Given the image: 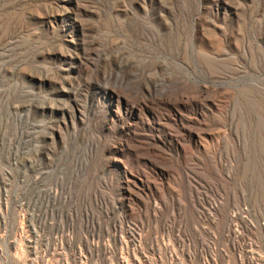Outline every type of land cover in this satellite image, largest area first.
<instances>
[{"label": "rangeland", "instance_id": "rangeland-1", "mask_svg": "<svg viewBox=\"0 0 264 264\" xmlns=\"http://www.w3.org/2000/svg\"><path fill=\"white\" fill-rule=\"evenodd\" d=\"M241 207L264 0H0V264H264Z\"/></svg>", "mask_w": 264, "mask_h": 264}, {"label": "built area", "instance_id": "built-area-1", "mask_svg": "<svg viewBox=\"0 0 264 264\" xmlns=\"http://www.w3.org/2000/svg\"><path fill=\"white\" fill-rule=\"evenodd\" d=\"M230 218L232 221L231 229H232V232L235 234V237L240 235L239 226L237 223L238 219L245 221L249 225L250 228H255V224H256V227H262L264 229V221L261 223L260 221H257V223H253V221L250 218V211L246 207H241L237 209L236 211H233L230 214ZM247 246L250 248V250L248 251L252 255L251 262L253 263V261L259 258L262 254L258 253L259 251L256 249V247L251 242H249Z\"/></svg>", "mask_w": 264, "mask_h": 264}]
</instances>
